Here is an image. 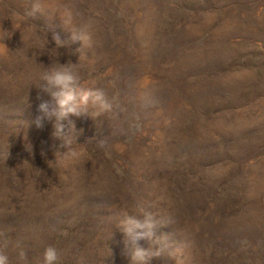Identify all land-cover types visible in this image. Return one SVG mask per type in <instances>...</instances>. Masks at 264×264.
<instances>
[{"label":"rangeland","instance_id":"1","mask_svg":"<svg viewBox=\"0 0 264 264\" xmlns=\"http://www.w3.org/2000/svg\"><path fill=\"white\" fill-rule=\"evenodd\" d=\"M40 3L30 15L32 0H0L8 264H44L48 246L58 264H131L116 225L139 202L166 224L155 235L179 249L149 264H264V0ZM85 24L90 47L71 39ZM69 62L113 110L62 121L77 145L61 156L55 118L33 121L39 103H54L44 67Z\"/></svg>","mask_w":264,"mask_h":264},{"label":"clouds","instance_id":"2","mask_svg":"<svg viewBox=\"0 0 264 264\" xmlns=\"http://www.w3.org/2000/svg\"><path fill=\"white\" fill-rule=\"evenodd\" d=\"M40 10V0H32L30 15H35ZM71 33L73 41H79L82 45L89 47L92 45L90 24H85ZM52 40L57 47L64 46V42L58 35H53ZM46 42L48 43L47 39ZM39 79L42 90L50 94L54 103L49 104L47 101L39 103L37 111L40 115L35 117L33 123L39 128L42 127L44 119L54 117L56 123L54 124L53 136L61 142L60 148L65 150L63 154L59 152L60 155L75 156L76 152L73 145L77 144L74 125L69 121L66 127L62 121L67 120L70 115H80L90 106L98 108L102 112H111L113 104L102 89L80 86L77 64L69 62L63 65L59 63L49 65L44 67ZM98 143L103 145L104 141L98 139ZM137 208L136 214L122 213L116 225L125 237V245L131 264H149L153 257H160L163 251H167L169 258L174 259L172 254L178 252L179 249L169 243L168 236L157 237L155 235V230L160 226H166V224L160 222L150 204L139 202ZM141 240L151 241L157 247L155 250L145 249L138 243ZM21 255L23 256L24 253ZM59 258V252L55 247L48 246L45 248L43 252L44 264H58ZM0 264H8V256L4 251H0Z\"/></svg>","mask_w":264,"mask_h":264}]
</instances>
